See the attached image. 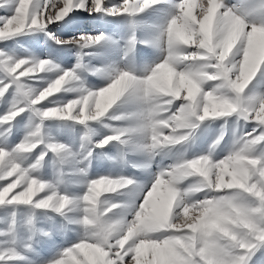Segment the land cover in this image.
<instances>
[{"label": "snow or ice", "instance_id": "obj_1", "mask_svg": "<svg viewBox=\"0 0 264 264\" xmlns=\"http://www.w3.org/2000/svg\"><path fill=\"white\" fill-rule=\"evenodd\" d=\"M162 2L120 0L109 6L108 0H0V41L25 31L48 35L50 25L62 24L69 39L56 37L54 43L77 49L70 69L47 59H20L11 65L0 61L5 79L11 77L7 83L0 80V98L15 85L0 126L26 110L38 121L11 151L0 147V209L8 212L0 218V236L7 237L10 245L16 243L17 228L22 226L30 233L25 245L30 248L37 233L36 210H50L61 217L60 234L77 232V239L47 264H264V94L242 96L264 67V22L257 26L246 19L264 15V0L250 10L228 7L223 0H168L165 19L152 26L150 37L138 40L133 32L119 49L121 59L129 61L123 68L89 70L83 64L85 49L102 43L119 48L120 42L103 33L72 35L80 13L126 17L135 28L140 23L137 16ZM137 44L160 54L139 74L132 64ZM86 70L102 76L106 85L94 91L83 87L80 73ZM40 74L51 78L39 90H25L22 78ZM78 82L79 86L68 87ZM62 92L78 95L64 102L50 99ZM45 101L53 106L38 107ZM118 104L128 110L110 114ZM105 118L125 126L103 124L110 134L93 147L104 149L115 142L146 156L149 163L133 165L143 169L163 150L189 142L204 122L224 123L207 154L187 158V150L179 152L173 163L152 174L146 191L137 186L143 193L137 194L138 204H117L102 193L132 195L122 190L136 185L133 179H88L91 150L77 159L80 152L62 143H44L42 135L44 121H71L83 126L81 139L90 142L89 124ZM230 119L231 144L223 158L216 159L213 154ZM244 125L253 127L245 132ZM9 131L5 128L0 136ZM41 144L34 163L28 167L17 163L21 154H31ZM49 152L53 165L61 168L45 181L38 173ZM85 161L87 166L75 167ZM69 164L74 169L70 174L81 177L75 186L82 187V193L59 190L63 166ZM18 208L28 210L22 224ZM117 209L119 216L110 215ZM128 215L130 220L125 219ZM39 234L51 239L49 232ZM20 259L13 247L0 249V264Z\"/></svg>", "mask_w": 264, "mask_h": 264}, {"label": "rangeland", "instance_id": "obj_2", "mask_svg": "<svg viewBox=\"0 0 264 264\" xmlns=\"http://www.w3.org/2000/svg\"><path fill=\"white\" fill-rule=\"evenodd\" d=\"M109 6L113 3H120V0H108ZM175 2V0H171ZM223 3L228 7H236L250 10L255 5L260 3V0H223ZM168 0H164L161 4L155 5L150 9H147L144 13L137 16L135 19L140 23L132 28L129 26L128 19L126 17H111L106 16L103 13H94L93 16L88 17L87 13H80L81 21L77 24L76 29L72 35H99L103 33L106 37L112 40H118L120 42L119 48L110 44H101L93 48L85 49L83 55V64L87 66V69L95 68H109L120 67L123 68L129 63L128 60H122L123 55L120 48L124 47L125 41L129 36L135 32L138 40H144L149 38L153 34V25L160 24L165 19V13L168 10ZM75 14V13H74ZM3 15V13H0ZM86 17V19H84ZM247 22L255 23L259 26L264 22V15L256 14L248 16ZM48 35L39 31H25L18 36L8 38L0 41V61H6L11 65L20 59L34 60V59H47L52 63L59 65L63 69H70L76 63L77 49L72 48L69 50L67 47L59 46L54 43V38L69 39V34L62 24L50 25L46 30ZM235 51V50H234ZM160 55L152 47H144L140 44L136 45L135 55L132 59V64L135 66L137 74L145 66H151L157 57ZM83 87L89 90H98L100 87L105 86L107 80L100 75H91L89 71H82L80 73ZM51 78L50 74H40L38 77L22 78L20 83L27 85L28 88L39 90L44 86V81ZM0 80H4L6 83L11 80V77L5 79V74L0 70ZM79 86V82L75 85H69L68 87ZM15 91V85L9 87L3 98H0V116L4 115L11 107L13 101V94ZM264 94V67L258 70L256 77L249 84L248 88L242 94L243 97L259 96ZM78 93L62 92L57 96L50 98L58 102H64L74 98ZM19 100V97H16ZM23 107L24 105H19ZM53 106L45 101L38 107ZM125 107H121L119 104L114 106L110 114H120L127 111ZM31 113L25 111L20 116L16 117L9 125L0 126V132H4L5 128L10 129L8 133L0 136V147H6V150L11 151L24 136L29 132L38 121L31 118ZM224 121L204 122L195 132L194 137L183 145H177L171 149L163 150L160 155L155 156L150 161V167L143 169L140 167H134L133 165H142L149 163L148 158L142 154L133 152L130 149L120 148L115 142H112L104 149L94 148L93 145L109 135L108 129L103 127V124H109L111 127H123L125 122L111 121L105 118L101 122H91L89 128L93 131L89 134L90 142L82 141L81 137L84 135V128L81 125L75 124L71 121H44L42 126V135L44 137V143H62L66 147H69L73 152H80V156L77 159H82L83 155H86L88 150L92 151V156L89 157L90 167H88V179L98 178L101 176H110L116 178L124 176L133 179L136 185L129 186L128 189L122 190L123 193H132V195H125L121 193L109 194L107 192L102 195H107L105 198L111 203H128L131 204L135 201L136 204L140 202L137 198V194L142 197L143 193L139 191L137 186H143L144 191L150 187L152 182V174L156 173L159 168H164L167 165L174 162L179 152H185L187 158H194L199 154H207L208 147L212 140L219 134L220 126ZM243 124V122H240ZM252 125H244L243 130L245 132L251 131ZM232 128L233 121L230 119L226 126V134L220 147L217 148L213 156L216 159L223 158L226 154L228 147L232 140ZM84 145L81 149V145ZM43 149V144L39 145L37 149L31 154H21L17 160L21 167H28L34 163L36 156ZM259 151V149L257 150ZM54 157L49 152L42 162V167L39 170V175L45 180L49 181L53 177V173L60 170L61 166L53 165ZM89 161H85L84 164L75 165L76 168H83L88 165ZM159 166V167H158ZM63 172L65 173L61 179L63 183L59 186L61 192L67 191L69 195L74 193H82L84 189L77 187L76 182L81 179L77 175H71L73 172V166L71 164L63 166ZM37 173H34L36 175ZM202 195V194H201ZM10 211V210H8ZM19 218L22 224L24 215L28 210L25 208H18ZM8 212L0 209V218H5ZM70 216H77L78 213H69ZM113 216H119L120 211L114 210ZM125 219L130 220L131 216L128 215ZM61 217L52 213L50 210H36V222L37 233L30 241L31 247H25L26 243H29L28 237L30 233L24 227L20 226L16 232V243L10 245L7 241V237L0 236V249L6 247H13L17 254L23 259L10 261L9 264H47L48 261L56 257L65 248L76 242L77 232H68L66 235H61L60 229ZM2 227V226H0ZM76 227V226H69ZM40 231L49 232L51 239L40 235ZM53 241L55 244H53ZM259 252L256 256H259ZM256 256L252 259L255 260ZM251 264V261L249 262Z\"/></svg>", "mask_w": 264, "mask_h": 264}]
</instances>
